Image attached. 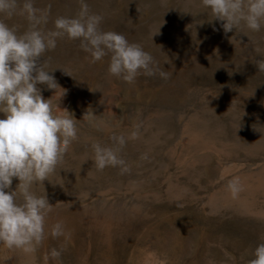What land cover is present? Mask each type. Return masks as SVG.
I'll return each instance as SVG.
<instances>
[{
	"label": "rangeland",
	"instance_id": "1",
	"mask_svg": "<svg viewBox=\"0 0 264 264\" xmlns=\"http://www.w3.org/2000/svg\"><path fill=\"white\" fill-rule=\"evenodd\" d=\"M87 3L103 17V30L141 44L170 76L125 84L108 76V57L90 64L79 41L67 38L45 54L66 90L53 100L57 114L69 111L79 128L60 166L62 186L44 181L53 205L47 227L62 220L71 239L59 261L46 257L63 238L48 236L34 260L0 245V264H249L264 243V71L257 64L264 28L225 33L200 0ZM35 6L48 10L47 29L80 10L79 0ZM6 22L28 26L22 17ZM38 87L45 99L55 94ZM136 125L139 138L121 152L128 172L83 162L92 139L111 146L112 136ZM234 178L235 195L228 188ZM18 183L13 178L11 190Z\"/></svg>",
	"mask_w": 264,
	"mask_h": 264
},
{
	"label": "clouds",
	"instance_id": "2",
	"mask_svg": "<svg viewBox=\"0 0 264 264\" xmlns=\"http://www.w3.org/2000/svg\"><path fill=\"white\" fill-rule=\"evenodd\" d=\"M200 2L211 17L209 22H223L225 33L235 30L248 36V32L264 28V0ZM79 4L77 15L58 16L47 29L48 10L37 8L35 0H0V114L4 117L0 118V245L33 260L48 236L63 238L64 243L50 249L46 259L59 261L67 250L71 233L65 223L58 220L50 230L47 227L53 205L44 181L61 185L60 166L73 142L79 140L77 119L67 110L57 114L53 100H61L66 90L61 91L51 74L55 69L49 67L45 54L67 38L79 41L90 64L108 57V76L125 84L133 85L141 76L163 80L170 76L141 44L130 43L122 33L103 30V17L90 11L87 0H79ZM14 17L26 20L27 28L20 31V26L6 22ZM257 64L259 71H264V61ZM38 85L55 90L54 96L45 99ZM139 128L136 125L127 135L112 136L111 146L92 139L91 153L84 155L83 162L91 159L98 172L108 167H119L121 174L128 172L121 152L129 140L139 138ZM13 178L19 181L15 190H11ZM36 188L44 194L37 195ZM228 188L234 195L238 193L239 179L231 180ZM252 255L249 264H264V243L257 244ZM208 264L215 261L209 259Z\"/></svg>",
	"mask_w": 264,
	"mask_h": 264
}]
</instances>
